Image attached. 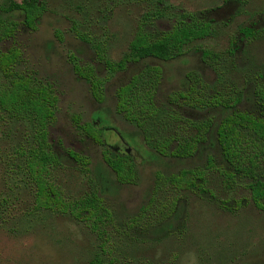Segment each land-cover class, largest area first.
I'll list each match as a JSON object with an SVG mask.
<instances>
[{
    "label": "rangeland",
    "instance_id": "374dc122",
    "mask_svg": "<svg viewBox=\"0 0 264 264\" xmlns=\"http://www.w3.org/2000/svg\"><path fill=\"white\" fill-rule=\"evenodd\" d=\"M10 1L0 0V5ZM43 1L46 12L37 29L20 24L16 37L0 50L20 48L23 57L16 70L57 94L51 149L61 154L73 150L90 159L89 172L75 165L59 169L56 185L66 200L90 193L92 172L103 162V153L123 145L131 150L135 175L105 198L113 218L105 235H98L69 215L34 208L35 186L16 156L27 145L31 128L1 121L0 264H264V213L245 183L230 185L218 171L207 169L209 156H216L218 168L223 166L215 144L209 141L183 160L161 157L154 147L159 126H166L168 137L181 132L177 123L167 122L170 115L194 123L222 121L223 107L200 105L199 99L240 98L241 110L254 111L252 89L264 78V0ZM183 14L212 21L214 33L170 62L130 63L120 72L106 66V61L124 57L141 25L157 35L170 31ZM245 28L259 34L245 38ZM75 64L94 70L103 85V102L93 97ZM147 66L163 71L155 95L158 120L148 125L150 142L142 128L117 111L118 91ZM188 82L194 93L187 101L180 94L190 90ZM74 117L80 125L105 128V145L86 135ZM184 170L203 171L208 193L180 190L169 181ZM102 239L108 240L111 253L103 250Z\"/></svg>",
    "mask_w": 264,
    "mask_h": 264
},
{
    "label": "trees",
    "instance_id": "16d2710c",
    "mask_svg": "<svg viewBox=\"0 0 264 264\" xmlns=\"http://www.w3.org/2000/svg\"><path fill=\"white\" fill-rule=\"evenodd\" d=\"M45 12L43 0H13L5 6L0 5V45L16 37L20 24L36 30ZM214 30L212 21L195 14H183L170 31L157 35L147 33L141 25L124 57L118 62L106 61V66L112 72H120L126 70L130 63L151 59L170 62L182 56L188 45L210 37ZM242 34L245 38H252L259 32L245 28ZM22 57L18 47L0 50V122H24L31 128L27 145L18 148L16 156L35 186L34 208L69 215L84 222L98 235H105L113 218L105 205V198L117 193L120 185L131 183L135 175L131 150L128 148L126 154L104 152L103 162L92 172V191L79 199L66 200L55 183L56 172L69 165L89 172L91 162L87 156L73 150L61 154L51 149L49 128L56 119L59 98L50 86L16 70ZM74 69L90 83L93 97L103 102V85L95 77L94 70L84 69L78 64ZM162 73L160 67L147 66L118 91V113L142 128L147 142L151 140L148 125L158 120L155 95ZM189 85L188 82L190 90L187 94H180V99L188 101L190 93H194L193 86ZM241 102L240 98L223 95L197 100L200 105L223 107L225 115L222 121L217 125L210 121L194 123L176 114L170 115L167 122L177 123L181 132L168 137L164 134L166 126H159L154 130L157 134L154 147L161 157L169 155L183 160L197 155L211 141L219 150L223 166L218 168L216 156H209L207 169L218 171L230 185L245 183L254 205L264 213V78L252 89L250 102L255 107L254 111L241 110ZM73 121L97 144L105 145V128L91 123L80 125L78 117ZM169 181L180 190L208 193L203 171L184 170ZM102 240L103 250L111 253L108 240ZM91 264L100 263L93 261Z\"/></svg>",
    "mask_w": 264,
    "mask_h": 264
},
{
    "label": "flooded vegetation",
    "instance_id": "af4514ba",
    "mask_svg": "<svg viewBox=\"0 0 264 264\" xmlns=\"http://www.w3.org/2000/svg\"><path fill=\"white\" fill-rule=\"evenodd\" d=\"M113 149L116 151V153L126 154V151L128 148L126 147V145H123L122 148L120 146H118V147H114Z\"/></svg>",
    "mask_w": 264,
    "mask_h": 264
},
{
    "label": "water",
    "instance_id": "95a60500",
    "mask_svg": "<svg viewBox=\"0 0 264 264\" xmlns=\"http://www.w3.org/2000/svg\"><path fill=\"white\" fill-rule=\"evenodd\" d=\"M128 151H130V149Z\"/></svg>",
    "mask_w": 264,
    "mask_h": 264
}]
</instances>
